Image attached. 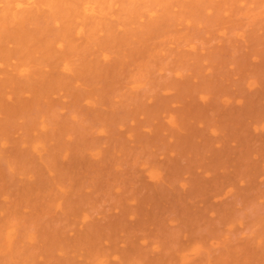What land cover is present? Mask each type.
<instances>
[{"label":"rangeland","instance_id":"374dc122","mask_svg":"<svg viewBox=\"0 0 264 264\" xmlns=\"http://www.w3.org/2000/svg\"><path fill=\"white\" fill-rule=\"evenodd\" d=\"M0 264H264V0H0Z\"/></svg>","mask_w":264,"mask_h":264},{"label":"bare ground","instance_id":"6f19581e","mask_svg":"<svg viewBox=\"0 0 264 264\" xmlns=\"http://www.w3.org/2000/svg\"><path fill=\"white\" fill-rule=\"evenodd\" d=\"M33 1V0H32Z\"/></svg>","mask_w":264,"mask_h":264}]
</instances>
